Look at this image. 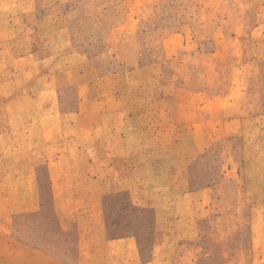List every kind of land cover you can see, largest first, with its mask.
<instances>
[{
	"label": "rangeland",
	"instance_id": "374dc122",
	"mask_svg": "<svg viewBox=\"0 0 264 264\" xmlns=\"http://www.w3.org/2000/svg\"><path fill=\"white\" fill-rule=\"evenodd\" d=\"M0 264H264V0H0Z\"/></svg>",
	"mask_w": 264,
	"mask_h": 264
}]
</instances>
